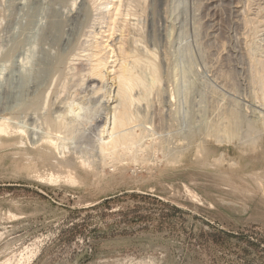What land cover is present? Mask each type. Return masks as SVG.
Wrapping results in <instances>:
<instances>
[{"label": "rangeland", "instance_id": "374dc122", "mask_svg": "<svg viewBox=\"0 0 264 264\" xmlns=\"http://www.w3.org/2000/svg\"><path fill=\"white\" fill-rule=\"evenodd\" d=\"M17 1L0 0V83ZM122 7L132 14L118 34L143 59L132 150L96 151L105 92L78 65L31 114L27 104L4 110L0 89V264H264V0ZM83 26L81 43L94 31ZM73 101L85 114L51 127L54 103Z\"/></svg>", "mask_w": 264, "mask_h": 264}, {"label": "bare ground", "instance_id": "6f19581e", "mask_svg": "<svg viewBox=\"0 0 264 264\" xmlns=\"http://www.w3.org/2000/svg\"><path fill=\"white\" fill-rule=\"evenodd\" d=\"M76 1H17L16 5H18L19 11L17 14L14 12L15 19L12 24L10 23L14 15H10L12 20L7 29L6 47L9 50L6 58L12 59H9L10 62L12 61V69L9 76L0 83V89L5 88L7 90H5L6 96H4L2 103L4 110L20 104H27L24 112L35 110L47 91L45 88H49L56 75L63 74L69 68L71 70L79 68L78 70L83 77L98 83L99 92L100 90L105 92H103L105 94L103 99L99 101L100 103L95 109L97 116L103 122L101 134L98 135L100 137L96 151L102 158H116L121 155V152L132 150L142 134L138 133L135 130L136 128L131 127V124L136 120L135 114L132 112V106L137 97H134L133 92L144 83L141 77L135 73L134 68L143 59L137 53L135 42L131 41V46L128 49L126 47L127 38H125L122 31L118 34L120 30L118 22L120 20L124 21L132 13L129 9L123 10L122 0H104L99 7L91 5V0H81L80 6L76 7ZM216 1L212 0L213 3ZM84 24L92 25L94 31L91 32L90 40L81 43L80 37ZM96 25L100 26L99 31H97ZM81 45H84L83 48H81ZM79 48H81L82 53L86 52L83 55L85 59L83 58L84 61H82V58H80L81 61L78 59L80 62L75 63L74 57L78 55L77 50ZM9 60H4V67L7 62L10 63ZM150 63L151 67L156 68L154 62ZM76 65L79 67L77 68ZM47 94L45 95L47 96ZM60 104L54 103L56 105V117L52 118L51 115L47 114L48 116L45 118L50 126L53 125L51 127H55L54 125L61 127L66 119L71 117L74 120L72 117L79 118V116L85 114L83 113L84 107L79 103L73 101L69 104L65 103L66 106ZM37 117L39 116L34 112L32 118H30L36 123ZM7 126H9L7 123H0V131L7 129ZM47 138L49 139V137ZM47 138H45L46 141ZM45 140L43 141L41 137H35L34 143L38 144L45 142ZM50 142L51 146L55 144V141L51 140ZM48 145L46 146L48 147ZM51 146L49 145V147Z\"/></svg>", "mask_w": 264, "mask_h": 264}]
</instances>
